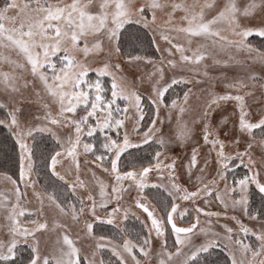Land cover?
I'll return each instance as SVG.
<instances>
[{"label": "snow or ice", "instance_id": "6c2138e0", "mask_svg": "<svg viewBox=\"0 0 264 264\" xmlns=\"http://www.w3.org/2000/svg\"><path fill=\"white\" fill-rule=\"evenodd\" d=\"M257 92L264 0H2L0 264H264Z\"/></svg>", "mask_w": 264, "mask_h": 264}, {"label": "rangeland", "instance_id": "374dc122", "mask_svg": "<svg viewBox=\"0 0 264 264\" xmlns=\"http://www.w3.org/2000/svg\"><path fill=\"white\" fill-rule=\"evenodd\" d=\"M0 2H2V0H0ZM256 68H257V71H259V66L258 65L256 66ZM210 72L213 75L217 74L215 69H210ZM188 87H192V85H188ZM204 87H206V85H204V84H201V85H199L197 87H193V92L197 93L199 89H202ZM183 90H185L183 86H176L175 87V91L177 93H180L181 96H182ZM216 90L217 91H221V89L219 87H217ZM249 103L252 104L253 113L258 112L262 107H264V102L260 101V93L259 92H257L256 100H249ZM145 104H146L145 110L147 111V106H148L147 105V101L145 102ZM232 111H233L232 105L229 104V105H227L225 110H223L221 112L214 113V122H217V123L221 120L222 116L223 117H227L226 127L223 124L220 125V136H221L222 139H224V132L226 130H230L232 128V121L235 119V117L232 116ZM187 118L189 120H191L192 116L189 115ZM129 127H130V125H129ZM196 133L197 134H196L195 139L192 142H190L186 148H181L178 144L172 145L170 154H179L182 157L185 156V155H189L190 152H191V147L195 144L196 140L200 141V144H201V155L203 156L204 154H206L208 152V148L203 145V141L199 137V134H198L199 133V128L198 127L196 129ZM259 155H260L259 152H256L254 154V158L259 160ZM212 156L214 157L215 153H212ZM91 159H92V157H89V161H91ZM96 171H97L98 174H100V169H97ZM245 171L246 170L243 168V166H240L239 172L243 173ZM0 173H2V172L0 171ZM84 178L85 179H91V173H87L86 172L84 174ZM184 179H186V177H184ZM221 187H222V185H221ZM253 188H254V186H253ZM205 207L208 208L211 211H217V210H221L222 211L223 210L222 206H218V202H212L210 205L205 206ZM231 214H232L231 211H229V215H231ZM129 219H134L137 222H139V224L141 225L140 221L137 220L134 216H130ZM141 219H143V217H141ZM205 219H206L205 217L201 216V220L202 221L205 220ZM212 219H213V221H215L216 218L213 217ZM222 220H223V218H222ZM229 223H231V221H229ZM169 229H170V226H169ZM172 239H174V237ZM169 242L171 243V240Z\"/></svg>", "mask_w": 264, "mask_h": 264}, {"label": "trees", "instance_id": "16d2710c", "mask_svg": "<svg viewBox=\"0 0 264 264\" xmlns=\"http://www.w3.org/2000/svg\"><path fill=\"white\" fill-rule=\"evenodd\" d=\"M0 115H2V113H0ZM4 135V131L0 130V139L3 138ZM5 153H7V156L5 155ZM11 156V152L10 149L3 145L0 144V171L4 172L5 170H9V173L12 170V164H11V160L8 159V157ZM40 182L42 183L44 180L43 174L41 175V177L39 178ZM259 205V198L256 197V205L258 207ZM128 228L129 231L133 232V233H137V232H141L142 226L139 224V222H137L134 219H128L126 222H123V225ZM102 231H109L111 230V226H104L102 229ZM219 250H217L218 252ZM222 259V256L220 257ZM209 259L211 260H215L217 259V253H213L212 257H210Z\"/></svg>", "mask_w": 264, "mask_h": 264}]
</instances>
